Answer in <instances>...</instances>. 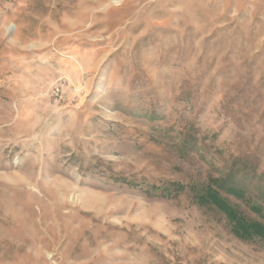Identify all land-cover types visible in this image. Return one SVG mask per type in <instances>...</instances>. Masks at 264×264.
Wrapping results in <instances>:
<instances>
[{"label": "rangeland", "instance_id": "374dc122", "mask_svg": "<svg viewBox=\"0 0 264 264\" xmlns=\"http://www.w3.org/2000/svg\"><path fill=\"white\" fill-rule=\"evenodd\" d=\"M209 177L264 187V0H0V264H264Z\"/></svg>", "mask_w": 264, "mask_h": 264}, {"label": "trees", "instance_id": "16d2710c", "mask_svg": "<svg viewBox=\"0 0 264 264\" xmlns=\"http://www.w3.org/2000/svg\"><path fill=\"white\" fill-rule=\"evenodd\" d=\"M248 189V187L246 189L237 186L231 181L227 183L222 178L214 179L209 177L207 183L200 190L197 189L195 202L199 206L212 207L223 214L232 226L234 235L239 239L243 241L258 240L264 244V205L251 207L261 219L252 220L248 219L237 207L231 204L226 197L227 195L232 196L246 206H249L255 198L259 200L257 201L259 203L264 202V187L262 183H257L255 187ZM253 190L255 193H252Z\"/></svg>", "mask_w": 264, "mask_h": 264}, {"label": "built area", "instance_id": "2783aa9c", "mask_svg": "<svg viewBox=\"0 0 264 264\" xmlns=\"http://www.w3.org/2000/svg\"><path fill=\"white\" fill-rule=\"evenodd\" d=\"M59 94H60V91H59V89H56V91H55V96H59Z\"/></svg>", "mask_w": 264, "mask_h": 264}]
</instances>
